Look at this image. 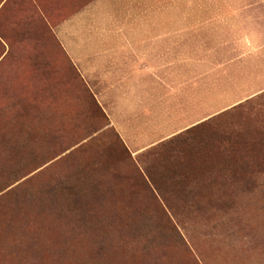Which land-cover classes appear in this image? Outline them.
<instances>
[{
    "label": "rangeland",
    "instance_id": "1",
    "mask_svg": "<svg viewBox=\"0 0 264 264\" xmlns=\"http://www.w3.org/2000/svg\"><path fill=\"white\" fill-rule=\"evenodd\" d=\"M85 1L0 0V264H264V0H159L197 44L163 114L202 123L138 150L54 37Z\"/></svg>",
    "mask_w": 264,
    "mask_h": 264
},
{
    "label": "crops",
    "instance_id": "2",
    "mask_svg": "<svg viewBox=\"0 0 264 264\" xmlns=\"http://www.w3.org/2000/svg\"><path fill=\"white\" fill-rule=\"evenodd\" d=\"M71 1L80 3L62 0ZM190 12L159 0H86L78 9L56 14L61 17L51 25L58 47L136 150L202 123V114L165 116L164 109H182L174 97L160 102V94L182 89L174 79L190 67L197 45ZM136 125L147 129L144 142L132 136Z\"/></svg>",
    "mask_w": 264,
    "mask_h": 264
}]
</instances>
